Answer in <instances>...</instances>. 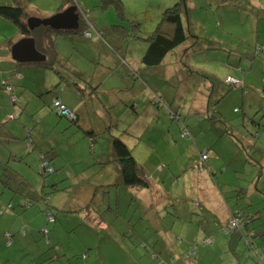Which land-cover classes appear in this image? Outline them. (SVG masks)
Segmentation results:
<instances>
[{
    "label": "rangeland",
    "instance_id": "1",
    "mask_svg": "<svg viewBox=\"0 0 264 264\" xmlns=\"http://www.w3.org/2000/svg\"><path fill=\"white\" fill-rule=\"evenodd\" d=\"M25 1L35 4L36 0ZM74 1L88 10L85 21L88 26L94 25L93 38L54 33L56 50L64 60L60 59L54 70L36 69L35 106L28 103L21 112L17 104L15 117L20 120L7 119V124L4 123L15 130L14 142L21 141L18 137L25 122L26 130L35 131V139L39 137V141L64 140L70 135L66 138L69 143L35 142L38 150L49 154L45 156L47 160L55 153L58 156L49 162L54 169L49 175L43 173L38 151L34 153L27 148L25 154H18L21 150H16L17 144L9 147V142L2 139L4 148L0 152L7 156V150H11L14 157H20L11 159L8 166L11 174L19 176L17 179L13 174L15 180L24 181H18L19 184L8 181L9 188L4 187L0 169V212L5 216L15 212L19 230L25 227V232L26 228L37 231L38 224L39 228L43 226L41 230L48 228H44L48 219L41 213V207L35 204L27 208L26 205L30 200L40 204L37 195L43 187L47 191L57 185L60 192L50 197L53 207H61L55 212V227L70 233L63 242L68 256H59L57 252L54 256L53 250H47L42 244L36 258L26 250H19L23 251L24 262H21L35 264L39 259L41 264H50L56 263L57 258L58 264H84L83 255L87 250L82 248H86L95 254L102 250L105 264H161L163 260L176 264L169 255L170 250H174V258L180 264H227V255L238 264H257L258 250L253 253L242 243L235 257L230 252L235 243L218 236L215 229L219 225L216 215L221 216L225 203L228 207L237 204L243 213L264 209V195H258V192L264 194V176L255 184L258 192H243L235 197L237 187L248 190V179L264 174V99L248 103L249 98L240 88L226 84L232 77L228 71L235 72L230 65L236 67V64L225 67L218 65L216 59L218 51L233 52L235 56L242 52L247 64H252L246 65L249 69L239 81H243L246 91L263 92L264 56L255 55L254 50L256 45L264 44V0H239L233 4L221 0H121L119 9L102 8L101 0ZM10 3V0H0V5ZM176 6L180 7L178 13L183 18L187 39L159 66L148 67L143 62L148 39L157 32L163 14ZM27 11L35 14L33 8ZM39 17L49 18L51 14ZM17 33L11 23L0 18V42L5 38L19 39ZM236 91L239 97L231 107L229 120L222 115L220 103H225ZM54 95L61 99L65 95L62 100L73 114L71 105L84 99L83 122L72 125L65 117L58 116L52 107ZM254 103L257 105H251ZM8 104L11 112L15 104L11 101ZM242 104L248 109L249 105L257 108L255 122L260 125L259 129L249 125L250 116L257 111L246 117ZM167 107L179 118L171 121ZM234 108L238 110L236 113ZM1 110L5 112V108ZM3 117L1 113V123ZM220 120L237 133L239 141L241 134L252 140L248 151L238 150L235 146L239 144L232 145ZM182 126L190 131L183 130ZM221 131L224 137L219 140ZM113 138H120L136 162L153 176V191L139 193L123 185L118 165L110 164ZM30 142L28 138L22 143L27 147ZM208 149L210 160L203 162L201 155ZM214 150L219 157L211 156ZM33 153L35 158L24 162ZM213 164L215 169L209 167ZM16 186L21 188L19 194L15 193ZM209 218L213 221L208 222ZM227 218L222 217V221ZM11 222L0 221V232L14 229ZM236 222L233 220L232 224ZM248 223L258 234L253 243L257 245L258 241L264 246V210L256 221L248 220ZM36 245L34 242L30 251ZM155 253L157 260L151 257Z\"/></svg>",
    "mask_w": 264,
    "mask_h": 264
},
{
    "label": "crops",
    "instance_id": "2",
    "mask_svg": "<svg viewBox=\"0 0 264 264\" xmlns=\"http://www.w3.org/2000/svg\"><path fill=\"white\" fill-rule=\"evenodd\" d=\"M10 1H11L10 4L17 3L19 6H21L26 11L29 10V9H31V8H33L34 11H35V14H38V16H42L44 14V16H46V17H49L50 14L52 16V15H55L56 13H58V12H62L63 10H65L66 8H68V6H69V5H67V3H66L65 0H42L41 3L38 0H36L35 1V4L33 3V1H31V2L28 3L25 0H10ZM78 6H79L80 10L82 9V10L88 12V10H85L79 4H78ZM29 14L31 15V13H29ZM35 14L33 16L38 18V16L35 15ZM262 19H264V18H262ZM91 25L94 26L93 24H91ZM16 36L19 39H15V37H13V38H11V39L8 40L7 38H5L4 39V42H0V99H1L0 101L5 104V106L3 105V103L0 105L1 109H4L5 108V112H4V110H1L0 109V115H1V113L4 115V117L2 119V123L0 122V152H1L2 148H4V147H2V139H5L6 141L9 142V147L11 145H13L14 143L17 144L16 145V150H18V151L21 150L20 153H18V154H25V152L27 151V148H28L29 150H33L34 153L38 151L37 152L38 153V160H41L40 162L42 164L44 162H48L49 163L53 158H56L58 156L55 153L54 155H51L48 158V160H47L46 157H47V155L49 156V154H46L45 155L42 151L38 150L36 148V146H35V142L40 143V144H43V145H47L48 143H51V144L54 145V143H56V142L69 143V141L66 138L70 137V135H68L66 138H64V140L52 139V140H46V141H39V137H36V139H35V131L30 130V129L29 130L27 129L28 131L26 130L25 122H24L23 123L24 126L22 125V131H21V133L19 134V137H18V140H21V141L14 142L12 133L15 130H13L11 128H8L7 125L4 126V123L7 124L8 120H11V121L20 120L18 117H15L16 116L15 115V107L17 108V104H18V109L21 110V112H22V110H25V108H26V106H27L28 103H31L32 105L35 106V71H38L36 69H40V68H37L35 65H33V66H22V65L21 66H18L17 63H15L11 59V54H10V50H9L10 45H9L8 42L9 41H12L13 43H16L17 41H19V40L22 39L19 31L16 34ZM98 36H100V35H98ZM80 37L81 38L83 37L84 39H86L84 35H80ZM256 46H257L256 48H259V47H262V46L264 47V44H258ZM229 49H230V47H229ZM6 50L9 51L8 54L6 53ZM230 52H231V50H230ZM218 53H219V55H218V57L216 59L218 61V65H223V66L226 67V65L228 64L227 66H229L230 63L236 64V67H233V66L230 65V68L234 69L235 72L229 70L228 71V74L230 76H232V77H229V78H234L236 80H240V77H242L241 76L242 73L247 72L246 70L249 69V66L247 67L246 65H251L252 64V62H250V64H247V61L245 59V56H244V54L242 52L240 54L237 53V56H235L233 52L227 53V51L226 52L225 51H223V52L222 51H218ZM58 57L60 59H63L64 60L63 55L61 57L59 55V53H58ZM234 60H235V62H234ZM41 73L44 76L46 72L43 71ZM240 82L242 83L243 81H240ZM29 84L32 85V88H29ZM44 84H45V82H44ZM243 84L244 83H242V85ZM7 85L8 86H12L11 88H13V89L11 91H9L7 88L4 90V88ZM243 87L244 88H240V89L243 91V95L245 94V97H248L249 98L248 99V103H252L251 101H253V102L263 101L262 99H264V94H263L264 93V90H263L262 93L261 92L260 93H256V92H251V90L250 91H246L247 89L245 88L244 85H243ZM38 89L39 90H42L43 88H38ZM9 95L11 96L10 100L8 98ZM64 97H65V95H64ZM64 97H62V99H64ZM238 97H239V93L236 91V92L232 93L231 95H229L227 97L228 100L225 103L224 102H221L220 103V107H221L220 110L222 111V115L226 119H229L230 120V117L232 116V115H230L232 113L231 107H232V105H234V103L237 102L236 100L238 99ZM62 99H61V97H56L54 95V97H53V103L55 101H60L62 104L65 105V103H64V101ZM10 101H11V103L13 105L14 104L15 105H14V107H11V109L13 111L11 110V112H8V109H10L8 103H10ZM28 101H30V102H28ZM53 103H52V106H53ZM223 103H224V105H223ZM251 105H257V104L254 103V104H251ZM251 105H249L250 106V109H248L247 106H244L242 104V107L244 109V112L246 114V117H248L251 112L257 111V108L256 107H252ZM85 106H86V101L84 99H82V100L79 99V101L78 100L77 101H74V103L70 107L72 109V112H75L74 114L77 117V124H79L80 122H83V120L85 119V116H84V114H85V110H84ZM235 110H236V108L233 109V113L235 112ZM257 113H258V111L254 114V116ZM33 115H35V114H33ZM250 118H251L250 120H252V118H254V117L251 115ZM254 120H255V118H254ZM29 124L32 127L35 126V124L31 120H29ZM182 128H183V130L186 129V128L189 129L188 127H183V126H182ZM65 130H69V128H66ZM71 130L72 129L70 128V131ZM189 131H190V129H189ZM15 133H17V132H15ZM209 134L210 135H213L211 133H209ZM196 137H198V135H196ZM223 137L224 136H221L219 138V140H221ZM28 138H29V140L31 142L26 147V145L24 143H22V142L24 140L28 139ZM213 138H216V137L213 135ZM229 141L232 143V145H234V146L236 145L235 143H233V141H232L231 138H230ZM246 141H251V140H249L247 138ZM71 147H73L72 144H71ZM235 147L238 150H240L239 147H237V146H235ZM73 149H75V148H73ZM208 151H209V149H208ZM34 153L32 155H30V156H27V154H26L27 157L24 159V162L27 161V160H29V159H31V160L34 159L35 158ZM40 154L46 156V157H44V162H43L42 157L40 156ZM14 155H15V153H12L11 150H7V156H4V154H0V164L1 165L2 164H6V163L8 164V162L11 159H15V160L16 159H20V157H14ZM39 156H40V159H39ZM211 156L219 157L220 155H218L217 150H214V151H212ZM27 158H29V159H27ZM111 160H113V159H110V161ZM209 160H210V158H209V155H208V159H206V161H209ZM21 161H23V158H21ZM58 163H59V160H57V164ZM66 165H67L68 168L70 167V163H67ZM209 167L215 169L214 164L213 165H210ZM224 172H227V170H225ZM152 178L153 177H151V179ZM250 179L251 178L248 179V184L247 185H249V187H248V190L247 191L249 193H253L251 191L258 192L257 191L258 186H256L255 183H252L253 182V179L252 180H250ZM257 183H259V182H257ZM238 186H240V182H239V185ZM237 188H238V190L241 189V191H243V189H244L242 186L237 187ZM229 189H230V186H229ZM144 191H139V193H144ZM258 195H262L263 196V194H260V192H258ZM217 204L219 206H221L220 201ZM10 206H11L10 209H12L13 208V205L10 204ZM57 207L59 209H61V207L59 205H57ZM222 207H224L223 208L224 210H222L221 216H219V215L217 216L216 215V217H217V219L219 221V225L216 227L215 233L218 236H221L222 235L223 237H226L227 242L230 241V243H235L234 250H230V252L232 254L234 253L235 255L234 254L233 255L236 257V255H239V253H240L239 250H237V249L239 248V246L242 243L245 245L246 249H248V247H247V241L245 240L246 238H244V236L242 235V233H237V235L234 234L233 236L231 235L230 237L224 236L222 234V229L227 224V222H228L227 220H229V218L231 217V215H233L232 212L238 211L239 209L236 206L235 207H231V205H229V207H228L227 206V203H225L224 205H222ZM24 208H26V207H21V209H24ZM242 212H244V211H242ZM249 213H252L253 214L252 216L255 215V217H254V219H253L252 222L256 221L259 218V214L260 213L258 212V210L256 212H253L251 210V212H249ZM14 214H15V212H11V213H8L5 216L4 214H2L0 212V221L8 220L10 222L12 221L11 222L12 224L14 223V225H12L14 229H11V227H10L9 230L0 232V247L3 245L2 246L3 248L8 249V250H3V248L0 249V264H15L16 262H20L21 264H23L21 262V261L24 262V260L22 259L23 251L20 252L19 250H26V253H30V256H32V254H34V258H36V256H38L40 254V250L41 249H40L39 246L37 247V245H36L34 251H30V250H33V249H31V246H33V243L34 242H35V244H40L41 243V241H42L41 229L43 228V226L41 228H39L40 227V224H38L37 231H31L30 229H27L26 228V233H25L24 236H22L21 234L18 233V232H20L21 229L20 230L18 229V227H20V226H18V224L16 223V220L14 219V217H15ZM224 216L226 218L228 216L227 220L224 221L225 223L222 221V217L225 220V217ZM246 223L247 224L244 225V227H248V228L249 227H252V224L250 225L248 222H246ZM47 226L48 225L46 224L44 226V228L47 227ZM21 228H24L23 231H25V227H21ZM48 228H49V232H50L49 233L50 241L53 244V246H55V250H53V253L52 254L54 256H57V253H58L59 256H65V257H67L68 255L66 253V250H68V249L65 247L66 245H64L63 242L66 240L67 235L70 234V233L63 232L61 230V228H59L57 226L55 227V224H53L52 226L49 225ZM16 233H18V235L13 240V236ZM11 234H14V235H11ZM244 234H245V232H244ZM8 236H10V239L8 238ZM28 236H30V237L28 238ZM248 237L250 239L249 241L251 243H253V240H255L258 237V234L254 238H251L250 236H248ZM27 238H28V242H27ZM204 240H206V239H204ZM250 242H248V243L250 244ZM262 242H264V239H262ZM257 243H258V245H254V248H257V247L264 248V246H262L263 245L262 243H260L258 241H257ZM82 250H87L86 253L83 255V259H86L85 262H84V264H105V257L103 256V251L102 250H97L98 252L96 254L93 253V252H91L92 250H88L86 248H82ZM244 251H247V250H244ZM258 251L260 253L262 252V264H264V253H263L264 250H258ZM251 252L254 253L255 250H251ZM169 255L173 257L172 260H176L174 258V255H175L174 250H170ZM248 256L251 257V255H248ZM55 259L57 261L56 263H52V262L51 263L49 262V263L50 264H58V261L59 260L57 258H55ZM225 259H227L226 260V263L227 264H238L234 260H231L229 258V255H227V257H225ZM17 260H19V261H17ZM35 264H41L39 262V259H37V261L35 262Z\"/></svg>",
    "mask_w": 264,
    "mask_h": 264
},
{
    "label": "trees",
    "instance_id": "3",
    "mask_svg": "<svg viewBox=\"0 0 264 264\" xmlns=\"http://www.w3.org/2000/svg\"><path fill=\"white\" fill-rule=\"evenodd\" d=\"M65 1L68 5L70 4L71 6L76 7L78 10L77 13H79L80 19H79L78 29L75 31H54V30L50 29L49 27H42V26L33 30V31H30L27 27V20L30 17H34L33 15H30L29 13H27V11L25 9H23L21 6H19L17 3L9 4V5H0V18L11 23L19 31L22 38H33L35 41L36 50L41 55H43L45 57V60L43 62L34 64L37 68L44 69V70H54V69H56V65L60 61V58L58 57V53L56 50L55 34L54 33L59 34V35H67V34H74L75 35V34H78V35H84L86 39H92L93 38V33H92L93 26L91 24H90V26H88V22L86 23V21H85L87 19L86 17H87L88 12H86L82 9L80 10L77 2L74 0H73V2H72V0H65ZM221 1H222V3L225 2V3H232L233 4L234 2L236 3L239 0H221ZM101 2H102L101 3L102 8H106L108 6H114V7L119 9L121 6V0H101ZM178 8H180V7L176 6L175 8L168 10L167 13L163 14V19H162V23H161L160 27L157 29V32L154 33L148 39L149 44H148L147 50L145 52V56L143 57V62L146 66H148V67L159 66L162 63V61L164 60V58L170 52H172L174 49H176L182 43H184V41H186L187 37L185 34L183 18L180 15V13H178V12H180L178 10ZM80 15L84 19L85 24L83 21L81 23V16ZM85 25H86V27H85ZM87 35H89V37H87ZM97 35H99V34H97ZM8 43L10 45L9 50H11V47L15 43H13L12 41H9ZM263 48H264L263 46L256 48L254 50L255 55L262 54L264 56V52L262 51ZM17 65L21 66V64H18V63H17ZM231 79H234V78H231ZM237 81H239V80H237ZM239 83H240V85L238 87H235V89L244 88L240 81H239ZM226 84H227V81H226ZM228 86H230V85H228ZM11 87L12 86L7 85L4 88V90L7 88L8 90L10 89L9 91H11L13 89ZM52 107H53V110L55 111L54 103H53ZM67 110H69V109L67 108ZM166 111H167L169 119L171 121H175L176 118H179V116H177L174 113V111H172L171 108L167 107ZM235 111H238V110H235ZM69 112L73 117L67 118L65 116H61L57 112L56 113L58 116H60L62 118L65 117L66 119H68L72 123V125H78L76 115L71 113L70 110H69ZM253 117L255 118V120H254V118H252V120L249 121V125H252L253 127L258 126V129H259L260 125H257V122H255L257 116H253ZM218 122L223 124V128L225 129V133L228 134V136L232 139L233 143L239 144V146H238L239 149H246L248 151L247 147H251V143H252L251 141L252 140L246 141L247 138H244V136L241 134L242 140L239 141V136L236 135L237 133H234V130L230 131L231 129L228 128L226 126V124L224 122H222L221 120ZM227 128H228V130H227ZM222 133H223V131L220 132L219 137L222 136ZM232 133H233V135H230ZM182 138H186V137L184 136ZM258 139H260V138H258ZM260 141H261V139H260ZM208 155H209V151L205 150L201 155V161L205 162L206 159H208ZM40 156L42 157V160L44 162L45 156L42 154H40ZM202 156H205L206 159H203ZM112 159L113 160L110 162V164L115 163L118 165L120 173H121L123 185L126 188L137 189L138 191H144V190L149 191V190L153 189L154 186H153V184H151V181H152L151 177H153V176H151V174L147 173V171L141 165H139L136 162V160L132 156L130 149H128V147L123 143V141L120 138H113L112 139ZM48 168H51L49 166V163L44 162L42 164L43 173L46 175L54 173L53 168H51L53 170V172L48 173L47 172ZM0 169L3 170L2 184L4 185V187L9 188L10 182H8V181H15L14 183H18V184H19L18 181H21L20 183L24 182L21 178H19L21 180H15L14 176L12 177L13 174H15L17 179L19 176H17L16 173H13V174L10 173V171L12 172V170L10 169V167L8 166L7 163L2 164V165L0 164ZM155 170L157 171V168H155ZM227 171H228V169H227ZM260 176H261L260 178H257V177L253 178L252 183L259 184L261 182V180L263 179L264 174H261ZM257 182H259V183H257ZM16 187H17V190L15 191V193L19 194L21 188L19 186H16ZM27 189H28V187H27ZM230 189L232 190L233 188H230ZM240 191H241V189L238 191H235L236 192L235 197H238L237 195L239 193H240V195H242L243 192H244V194H246L248 192L247 190H244V189H243V191H241V192ZM54 192H60L57 185H53L50 188V190L48 189L47 191H45V189L43 187L41 194L37 195L39 200H40V204H38V202H36L35 200H30L29 204L26 205L27 208L35 206V204L38 208L41 207L40 208L41 213L45 214V216L48 219V222H47L48 226L51 224H55V219H56L55 218V212L57 213V211L60 210L59 208L53 207L54 205L52 204V199L50 196ZM232 202H234V201H232ZM235 206H237V204L234 206L231 205V207H235ZM262 210H264L263 207L261 210L258 209V212L260 213V211H262ZM232 214L233 215H231L226 226L223 227L222 234L224 236L230 237L231 235L233 236L235 233H242L244 238H246L245 240L247 241V247L249 250H264V248H262V247H257V249H255L254 248L255 244L251 243L249 241L250 239L248 236H250L251 238H254L255 236H257V232L255 231V228L253 226L249 227V228L244 227V225L247 224L246 222H248V220H251V222L253 221V218H252L253 214L252 213H243L242 211L240 212L239 210L232 212ZM211 217L212 216H210V218ZM210 218L207 220L208 222L213 221ZM49 219H52L53 221L50 222ZM235 219H237V220L239 219V223H237V226H234L232 224V221ZM23 230H24V228H21L20 232H18L22 236H24L26 233ZM244 232H245V234H244ZM49 233L50 232H49L48 228L41 230L42 241L40 244H37V247L39 246L40 249H42V247H41L42 244H45L47 250H55V246H53V244L50 241ZM8 238L10 239V236H8ZM248 242H250V244ZM257 245H258V243H257ZM151 257L153 260H157L159 258L156 253L152 254ZM173 261H175L176 264H180L179 261H176V260H173ZM256 262H257V264H262V252L261 253L257 252ZM161 264H168V263H166L163 260V261H161ZM170 264H173V263H170ZM181 264H185V263H181Z\"/></svg>",
    "mask_w": 264,
    "mask_h": 264
},
{
    "label": "water",
    "instance_id": "4",
    "mask_svg": "<svg viewBox=\"0 0 264 264\" xmlns=\"http://www.w3.org/2000/svg\"><path fill=\"white\" fill-rule=\"evenodd\" d=\"M76 7H68L62 12L56 13L49 18L30 17L27 20V27L33 31L39 27H49L54 31H75L79 26V14ZM11 59L18 64L40 63L45 60L35 48L33 38H22L17 41L10 50Z\"/></svg>",
    "mask_w": 264,
    "mask_h": 264
},
{
    "label": "built area",
    "instance_id": "5",
    "mask_svg": "<svg viewBox=\"0 0 264 264\" xmlns=\"http://www.w3.org/2000/svg\"><path fill=\"white\" fill-rule=\"evenodd\" d=\"M87 37H89V35H87ZM262 51L264 52V48L262 49ZM227 84L230 85V86H233L234 88H235V87H238V86L240 85L239 81H237V80H235V79H231V78L227 79ZM9 90H10V89H9ZM54 108H55V111H56L58 114H60L61 116H65V117H67V118H71V117H73V116L70 114L69 110H67V108H66L61 102H59V101H55V102H54ZM185 135H187V134H185ZM202 158H203V159H206L205 156H202ZM47 172H48V173H52L53 170H52L51 168H48V169H47ZM235 220H237V219H235ZM235 220H234V221H235ZM49 221L51 222V221H53V220H52V219H49ZM237 223H239V219L237 220L236 224H233V225H234V226H237Z\"/></svg>",
    "mask_w": 264,
    "mask_h": 264
}]
</instances>
